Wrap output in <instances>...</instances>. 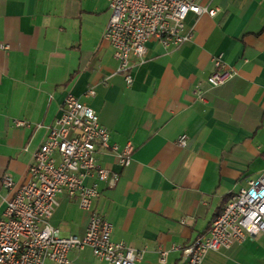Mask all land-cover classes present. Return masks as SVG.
Returning a JSON list of instances; mask_svg holds the SVG:
<instances>
[{
	"label": "crops",
	"instance_id": "0c3cea01",
	"mask_svg": "<svg viewBox=\"0 0 264 264\" xmlns=\"http://www.w3.org/2000/svg\"><path fill=\"white\" fill-rule=\"evenodd\" d=\"M197 3L219 12L190 15L192 38L176 50L149 41L142 62L131 58L128 87L103 40L106 0H0V219L12 195L2 178L15 188L24 182L72 95L97 114L111 144L132 149L124 168L113 154L98 156L119 173L93 204L111 224L112 241L140 252L136 264H186L175 252L161 263L158 252L206 236L230 196L264 168V0ZM217 58L236 76L210 89ZM180 136L185 148L176 144ZM88 220L89 212L59 195L49 224L61 237H82ZM68 260L106 264L89 249ZM200 264H264V235L209 251Z\"/></svg>",
	"mask_w": 264,
	"mask_h": 264
},
{
	"label": "built area",
	"instance_id": "2783aa9c",
	"mask_svg": "<svg viewBox=\"0 0 264 264\" xmlns=\"http://www.w3.org/2000/svg\"><path fill=\"white\" fill-rule=\"evenodd\" d=\"M109 20L103 33L117 62L116 72L126 85L133 83L131 58L143 61L147 44L155 40L166 51H173L190 42L193 26L190 15L214 17L218 9L199 6L197 0H106ZM216 71L206 80L210 89L218 88L236 76L214 61ZM195 98L204 102V92L195 88ZM93 91L88 92L93 96ZM17 127L26 126L16 122ZM187 138L180 136L177 146L185 148ZM129 145L119 150L110 143L107 129L97 114L77 98L67 95L59 117L48 128L45 141L36 150L24 182L15 188L7 176L1 180L5 190L12 191L0 219V264H69L72 251L89 249L92 256L106 264H136L141 253L111 239L112 226L95 209L103 190L113 189L119 173L103 167L102 154H113L118 165L130 163ZM64 195L78 208L89 212L82 237H61L49 224L57 207V197ZM184 221H182L183 223ZM264 235V168L257 178L247 179L244 188L230 196L221 213L212 221L207 235L191 244L160 250L159 260L169 252L186 258V264H200L209 252L228 250L248 238Z\"/></svg>",
	"mask_w": 264,
	"mask_h": 264
}]
</instances>
